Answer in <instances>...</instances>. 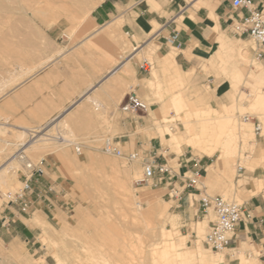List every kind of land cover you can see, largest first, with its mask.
I'll return each instance as SVG.
<instances>
[{"label": "rangeland", "instance_id": "rangeland-1", "mask_svg": "<svg viewBox=\"0 0 264 264\" xmlns=\"http://www.w3.org/2000/svg\"><path fill=\"white\" fill-rule=\"evenodd\" d=\"M92 2L94 3V0H0V18H6L11 22L24 18L45 27H57L64 31L70 37L71 44L75 45L95 27L91 20L92 11L95 8L85 15V10L89 8L88 6L91 7ZM116 29L112 42L120 48L115 61L120 58L125 61L131 54L141 51L142 47L134 49L128 37L119 28ZM225 38L232 42L234 50L228 52L223 59H211V65L203 64L200 71H192V74L191 71H186L187 81L184 86H179V89L176 84L173 85L169 75L159 68L158 59L160 55L165 54L164 49L156 46L154 56L148 53L141 58L134 57L133 76H126L121 81L120 97L129 92L130 88H134L148 104V115L141 112L140 116L128 117L120 110L108 111L103 117L99 133L94 138L79 136L76 129L67 122L60 126L63 130L60 132L57 129L58 125L55 124L56 120L48 121L39 131L22 138L19 137L21 132L12 127L0 129V166L5 164L24 142H29L35 135H39L38 132L50 130L55 142L63 138L71 143L70 146L68 143L57 144L50 151L42 150L40 147L41 150L35 148L38 152L32 149L25 153L31 161L38 162L44 159L52 163L54 187L62 194L64 202L60 207L59 224L48 219V213L37 212L30 221L40 216L46 225L41 223L30 225L40 230H32V233H27L21 240L14 242H9L8 239L2 240L3 233L9 236V233L14 234V232L12 225L3 226V221L0 219V240L4 245L0 246L2 264H58V259H61L63 264H105L104 258L109 259L110 264L113 262V264H142L141 259H144L145 264H168L160 249L155 250L154 244L157 238L152 237L151 231H145L143 221L132 218L126 212L123 213L119 204V189L121 179L127 175L126 172L129 174V179L126 180L127 191L133 203L142 200L143 209H149L151 206V209H159L163 215L162 223L168 229L173 228V215L179 216L177 225L179 234L187 237L186 248L192 256L197 258L196 260L199 257L197 250L200 243L205 252L223 254L225 257L223 264H240L242 258L248 264H264L261 248L256 245L244 244L241 250H233L234 252L228 249L222 252L210 249L204 240L210 230L211 222L215 220V213L213 209H209L207 213L200 206L198 214H194L196 204H201L204 195L221 196L238 204H244L248 199L264 192V157L258 159L257 139L253 125L259 122L263 127L262 136H264V102L261 97H256L258 91L264 92V83L259 81L257 86L260 88H256L258 81L254 77L258 69L264 70V59H257L256 44L251 38L233 34H225ZM245 50L249 54L242 57V52ZM171 52L177 53L175 49ZM146 62L151 64L149 68L147 67L148 72L141 69V65ZM156 71L165 82L163 89L149 87L139 81L145 78L151 79ZM209 75L214 78H209ZM254 80L257 82L255 83ZM206 90H209L211 95L200 98ZM216 91L220 99L216 97ZM178 94L184 100L180 113L173 104ZM229 94H234L235 101L231 102ZM223 103L229 106L228 114L235 120L234 124L237 127L235 135L226 142L225 152L219 150L210 157L209 166H212L208 168L207 177L200 178L197 188H185L181 202L189 201L195 204L188 211L187 203L181 208H176L175 202H169V196L165 195L166 191L160 189V186L152 185L151 182L146 185L136 184L143 177L142 168L138 163H130L126 159L105 154L101 150L104 137L120 135L121 128L116 129V124L120 125L126 120H133L137 122L136 133L141 139L138 149H142L141 151H148L152 146L160 148L162 155L169 160L170 164L175 165L181 155L183 158L186 155L200 158L204 156V153L199 149H191L187 144L182 145L180 152L171 147L168 141L169 136L166 134L167 128L172 127L175 132L184 133V121L191 120L193 125L197 126L195 120L206 113H212L214 108L223 112ZM92 109L95 112V108L92 107ZM244 116H251L253 120L247 124L243 120ZM228 121L229 119H225L221 123L224 125ZM74 144L82 147L81 155L76 154ZM136 146V142L133 141L132 149L134 150ZM119 147L124 153L130 152L125 146L119 145ZM174 158L177 159L171 161ZM13 167L16 176L13 170L7 174L10 178L8 180L10 186H0L1 210L8 208L4 203V194L21 186L18 170L22 168V163L17 159ZM238 167H243V170L240 171ZM187 176L189 178L192 174ZM261 183H263L262 187H260ZM202 184L206 186V191L202 188ZM136 194H139L137 200H135ZM195 194L202 195L194 196ZM145 199L147 202H144ZM184 211L187 213L184 214ZM5 215L8 214H2L3 217ZM25 220L28 219L23 218L24 222ZM177 239L179 240L180 237ZM11 245L16 246L15 259L8 256L6 251ZM246 251H250L251 256ZM207 252L206 254L209 253Z\"/></svg>", "mask_w": 264, "mask_h": 264}, {"label": "crops", "instance_id": "crops-1", "mask_svg": "<svg viewBox=\"0 0 264 264\" xmlns=\"http://www.w3.org/2000/svg\"><path fill=\"white\" fill-rule=\"evenodd\" d=\"M254 3L257 9L264 11V0H254ZM247 14L246 9L233 8L231 0H104L92 11L91 20L95 27L75 45L57 27H45L24 18H18L16 22L0 18V129L12 127L19 132L26 129L33 134L48 121L56 120L60 132L63 131L60 126L67 122L79 136L94 138L101 129L105 113L120 110L126 95L120 97V85L124 78L118 76L120 71H115L122 61L121 58L115 61L120 46L110 40L96 39L107 26L117 25L134 49L142 47L128 59L132 76L133 58L138 54L151 53L153 47L158 46L165 50V54L159 56V68L169 75L172 82L175 73L182 75L185 85L186 71H191V74L192 71H200L203 64L211 65V59H223L234 50V45L225 38V34H232L234 22ZM176 34L177 39L167 43L166 39ZM172 49L177 53L174 64L170 65L165 60ZM156 74L163 89L165 82L157 71ZM209 78L214 77L209 75ZM205 93L200 98L205 97ZM215 95L220 99L218 92ZM136 124V121L126 120L115 125L116 129L121 128V132L114 138L130 152L142 150L138 149L141 139L137 136ZM256 139V152L260 159L264 157V136L261 134ZM133 141L137 145L134 150ZM148 151L153 152L150 155L155 154L158 163H167L173 171V180L166 175L162 181L158 179L154 182L166 191L167 196L173 186L183 193L187 175L195 171L206 178L208 168L212 166H209L210 156L207 155L200 158L187 155L183 158L181 155L178 159H171H177L175 165L162 155L160 148L152 146ZM148 151L142 152L148 155ZM45 166L46 177L39 183H33L38 189L49 183L54 186L55 183L52 163L46 161ZM202 188L204 191L207 189L204 184ZM63 202L62 194L56 190L50 204L35 197L27 214L13 207L0 209L3 226L12 225L14 232L9 236L3 233L2 240L14 242L32 233V230H40L23 221V218L32 219L37 212L48 213L47 218L59 224ZM185 203L189 207L187 211L195 206L193 202L185 201L180 205L176 203L175 207L181 208ZM243 205L245 211L251 214V219L238 225L228 250H241L244 244L257 245L264 257V192L248 199ZM200 206L196 204L195 215ZM6 213L8 215L3 217L2 214Z\"/></svg>", "mask_w": 264, "mask_h": 264}, {"label": "bare ground", "instance_id": "bare-ground-1", "mask_svg": "<svg viewBox=\"0 0 264 264\" xmlns=\"http://www.w3.org/2000/svg\"><path fill=\"white\" fill-rule=\"evenodd\" d=\"M103 1L104 0H96V1L94 0V3L92 2L91 7L88 6L89 8L85 10V15H88V13H90V11L92 9L96 8ZM196 5L197 4H195V6ZM211 18L214 19L213 16H211ZM116 26L117 25L107 26L103 30L102 34H100V35L98 34L99 36L96 37V39H106V40L112 41L115 37V34H116V28H117ZM155 51H156V48L154 46L153 49L151 50V54H154ZM108 54H110V53H108ZM248 54L249 53L245 50L244 52H242V57L246 56ZM141 56H142L141 54H138V58L139 57L141 58ZM174 57H175V53L169 54L166 57V60H165L166 63L173 65L174 64ZM128 59L129 58H127V60H125V61H121L119 66L115 70V71H120V74L122 75L123 78H125L126 76H129V75L132 76V69L130 68V64H129ZM117 63H119V62H117ZM254 77L257 78V81H258V84H256V85L253 84V85H255V87L257 85H259V81H261V83L263 81V83H264V70L258 69L256 71V75ZM172 79H173V85L176 84V86H178L177 89H179V86L181 87L184 85V81H183L184 79L182 78V75L175 73L173 75ZM141 81L144 84L148 85L149 87L155 86V87H158L159 89L162 88V85L158 79L157 74H154L151 79H143ZM257 81L254 80L255 83ZM171 88H173V87H171ZM256 88H260V87L257 86ZM172 90L175 91L174 89H172ZM259 90H261V89H259ZM261 91L260 92L258 91L256 97H261L262 101L264 102V92L263 91L261 92ZM179 94H180V92H179ZM179 94L176 96V98L174 99V103H173L174 107L178 113H180V110L183 108V104H184L183 97L180 96L181 94L180 95ZM210 95L211 94H210L209 90H206L205 96L208 97ZM229 99L231 100V102L235 101L234 94H229ZM222 107H223V112H219L218 110H216L214 108L212 113H206V114H204L205 116L203 115V117L196 119L195 122H196L197 126H194L192 123L193 121H191V120L184 121V129H185L184 133H179V131L175 132L174 128H172V127L167 128L166 134L169 136L168 141L170 142L171 147L173 146L177 150V152H180L182 145L187 144V146L190 147L191 149H193V150L199 149V151L201 150V152H203L204 155H207L210 157L214 156L219 150L225 152L227 150L226 142L234 137L235 130L237 127H235V124H234L235 120H233V116L228 114L229 113V111H228L229 106H227L225 103H223ZM225 119H227V120L229 119V121L223 125L221 122H222V120H225ZM262 119H263V117H262ZM246 123L249 124L248 122H246ZM238 125L239 124L237 123V126ZM247 129H248V126H247ZM38 133H40V134L35 135L31 141L24 142L21 145V148H19L17 150V152L11 158H9V160L5 164H2L0 166V186H3V187H9L10 186L9 181H8L10 178H8L7 174H9V172L13 170V168H14L13 163H14V161H16L18 159V155L20 153H22V152L26 153L28 150H32V149L36 150L37 148H39L38 150H41L40 147L42 148V150L50 151V149L57 146V144L61 145L64 143H68L69 146L71 144L69 141H65L63 138H59L58 141L55 142V138L50 134V130L43 132V133H41V132H38ZM28 134H30V133H28V131L26 129H23L21 131V135L19 137L22 138ZM161 134L163 135V132ZM242 135L245 136V134H242ZM220 136H221V138H220ZM41 142H43V143H41ZM7 143H9V142L7 141ZM38 150H36V151L38 152ZM127 171H129V170H127ZM13 172L16 176V171L13 170ZM212 172H214V171H212ZM126 174H125L126 176L123 179H121L120 189H119V204H120L122 210L124 211L123 213L126 212L127 215L131 216L132 218L141 219L143 221V226H144L145 231H148V230L151 231L152 237L157 238V241H155V244H154L155 250H157L158 248L160 249V251L162 252L161 254L163 255V258L165 260L167 259V261L169 262L168 264H223L224 263L225 257L223 254H220V253L211 254L210 251H208L209 253L206 251L208 253V254H206L205 249L202 247V245L200 243H199L198 250H197L198 255H199L198 260H196L197 258L192 256L191 252H189L186 248V238L187 237L179 234L180 230L177 227L178 218H179L178 215H173V220H172V227L173 228L171 227L172 229H168L164 226V223H162L163 215L159 209H155V208L151 209L152 206L149 209L148 208L143 209V207L141 205L142 200H141V202L136 201L135 203H133L129 192L127 191L128 188H127L126 180L129 179V174H128V172H126ZM262 185H263V183L260 184V187H262ZM145 194H147V193L145 192ZM254 194H256V193H254ZM151 196L153 197L152 194H151ZM135 198H136L135 200L139 199V194H136ZM154 198H155V196H154ZM154 198H152V199H154ZM144 202H147V200ZM150 205H152V204H150ZM148 207H149V205H148ZM124 215H126V214H124ZM25 221L28 225H35V224H39V223L46 225V222H44L40 216H36L31 221L30 220H25ZM198 226H199V224H198ZM204 226H206V225H204ZM207 227H208V224H207ZM200 231H201V229H200ZM200 233H199V235H201ZM177 237H180V239L178 240ZM2 242L3 241L0 240V246H4ZM6 251H8V254H9L8 256H10V257L16 256V246L15 245H11L9 248H7ZM106 255H108V254H106ZM139 257H140V255H139ZM142 257H143V255H142ZM103 258H104V256H103ZM14 259H15V257H14ZM57 261H58V264H63L61 259H58ZM103 261L105 262V264H110V260L107 258H104ZM121 261H123V260H121ZM0 263L2 264V257L1 256H0ZM125 263H126V260H125ZM141 263L145 264L146 262L144 261V259H141ZM115 264H117V263H115ZM240 264H248V263L246 262V260L244 258H242L240 261Z\"/></svg>", "mask_w": 264, "mask_h": 264}, {"label": "built area", "instance_id": "built-area-1", "mask_svg": "<svg viewBox=\"0 0 264 264\" xmlns=\"http://www.w3.org/2000/svg\"><path fill=\"white\" fill-rule=\"evenodd\" d=\"M231 6L235 9H246L248 11L246 16L238 17L237 22L233 24L231 33L238 37L251 38L256 44L257 59H264V11L256 8L254 0H231ZM177 37V34L173 35L166 41L167 43H173ZM148 66H151V64L146 62L141 65V69L148 72ZM148 110V104L138 95V91L134 88H130L120 105V112L128 115V117L130 115L140 116L141 112L145 113L144 115H148ZM243 120L251 122L253 119L251 116H244ZM253 125L255 135L260 136L262 133L261 124L255 122ZM74 149L77 155L82 153V147L79 144H74ZM101 150L105 154L115 155L126 159L130 163H138L143 171V177L136 182L138 185H146L150 182L154 185L156 180L162 181L166 175H169L171 180L175 178V176H172L173 171L167 163L160 164L156 161L155 154L150 155L153 154L152 151H148V155L146 154L147 151L143 153L141 150L124 153L116 139L111 136L103 138ZM18 160L22 163V168L18 170L21 186L6 193L4 195V203L6 207H13L22 214H27L34 204L35 197L50 204L52 195L56 193V190L50 183L42 189H38L33 185L34 182L39 183L47 175L46 161L44 159L34 162L22 152L18 155ZM238 168L240 171L243 170V167ZM200 178L201 173L195 171L187 179L185 188L196 189ZM168 196L170 200L180 205L182 192H179L175 186L172 187ZM201 206L207 213L209 209H213L215 213V220L211 222L210 230L205 236L204 243L217 252L227 250L238 225L244 220L251 219V214L245 211L243 204H238L221 196L211 197L204 195L201 199ZM249 255L251 256V253Z\"/></svg>", "mask_w": 264, "mask_h": 264}]
</instances>
